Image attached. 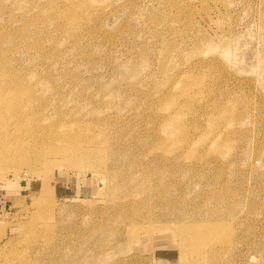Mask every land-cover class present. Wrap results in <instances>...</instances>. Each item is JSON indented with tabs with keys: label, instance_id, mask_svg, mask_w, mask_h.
<instances>
[{
	"label": "rangeland",
	"instance_id": "rangeland-1",
	"mask_svg": "<svg viewBox=\"0 0 264 264\" xmlns=\"http://www.w3.org/2000/svg\"><path fill=\"white\" fill-rule=\"evenodd\" d=\"M0 113V264H264V0H0Z\"/></svg>",
	"mask_w": 264,
	"mask_h": 264
},
{
	"label": "bare ground",
	"instance_id": "bare-ground-1",
	"mask_svg": "<svg viewBox=\"0 0 264 264\" xmlns=\"http://www.w3.org/2000/svg\"><path fill=\"white\" fill-rule=\"evenodd\" d=\"M186 66H187V63H185L184 67H182L183 70L185 69ZM6 111L9 112L8 110H6ZM9 115H11L10 112H9ZM8 121H10L9 127L12 130H10V129L4 130V132L7 131L6 132V136H5V133H2L0 135V152L3 151L8 146V141H10V138L14 139V137L17 135L15 133L21 132L20 136L22 135L21 126L19 125L20 124L19 121L16 120V118H13V120H12V118H8ZM56 152L58 153L59 151H56ZM36 159H38V160H40L42 162L44 161V158L41 156V154H37V158ZM83 165H84V163H82L81 166H83Z\"/></svg>",
	"mask_w": 264,
	"mask_h": 264
}]
</instances>
